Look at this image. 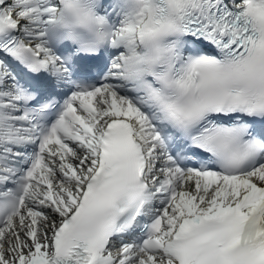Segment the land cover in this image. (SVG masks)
<instances>
[{
  "label": "snow or ice",
  "instance_id": "6c2138e0",
  "mask_svg": "<svg viewBox=\"0 0 264 264\" xmlns=\"http://www.w3.org/2000/svg\"><path fill=\"white\" fill-rule=\"evenodd\" d=\"M0 264H264V0H0Z\"/></svg>",
  "mask_w": 264,
  "mask_h": 264
}]
</instances>
